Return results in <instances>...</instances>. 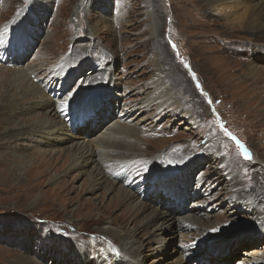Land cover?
<instances>
[{
  "label": "rangeland",
  "instance_id": "rangeland-1",
  "mask_svg": "<svg viewBox=\"0 0 264 264\" xmlns=\"http://www.w3.org/2000/svg\"><path fill=\"white\" fill-rule=\"evenodd\" d=\"M217 5L207 0H0V264H113L110 247L126 257L128 251L113 236H104L106 224L137 230L141 264H264L259 213L264 210V60L247 63L238 55L245 49L246 59L249 43L264 42V28L238 18L251 9L253 18L259 14L264 20V0H238L236 13ZM257 72L259 81L252 79ZM35 91H41L37 99L24 100ZM70 91L75 93L71 100L84 93L86 101L78 108L100 101L76 118L75 107L61 111ZM148 98L152 108L139 112L138 106L129 117L120 116ZM54 104L57 115L50 110ZM217 115L260 154L254 171L220 131ZM121 118L126 128L118 127L106 140L109 159L135 161L138 168L140 159H163L158 178L172 186L147 187L133 173L130 189L112 180L95 184L94 163L70 171L63 158L55 164L38 161L60 153L53 137L34 132L33 124L63 125L55 135L67 137L63 147L69 149L86 136L102 135ZM169 167L173 173H167ZM237 191L254 210L231 204ZM196 202L201 214L186 218L193 228L180 227L182 219L175 215ZM140 203L174 221L165 230L144 226L136 209ZM213 228L220 231L210 232ZM243 228L249 232L220 243Z\"/></svg>",
  "mask_w": 264,
  "mask_h": 264
},
{
  "label": "bare ground",
  "instance_id": "bare-ground-1",
  "mask_svg": "<svg viewBox=\"0 0 264 264\" xmlns=\"http://www.w3.org/2000/svg\"><path fill=\"white\" fill-rule=\"evenodd\" d=\"M237 1L238 0H207L208 3L214 4L216 6V8L219 7V5H217V3L220 2V5L223 6L221 8V10H223L226 13H228V12L229 13H236L234 10L232 11V9L235 8L234 7V4ZM253 12H254V10H251V9L250 10L249 9L244 10L242 13H239L238 14V18L241 19V22H243L244 19H246L245 20V23H250L251 24V27L254 28V29H260V28L263 29L264 28V20H262V18L259 17V14H256L257 15V18H255V17L253 18V15H254ZM247 51H248V55H247L248 57L246 59L244 58L245 52H246L245 49H244L243 52H240L238 54V55L241 56L239 59H241V60H243V61H245L247 63H249V61L251 59H253V58H255V60H260V59H263L264 60V54L262 56V52L264 51V42L258 43V42L252 41L251 43H249V49L247 48ZM232 56H235V55L232 54ZM260 69L261 68L259 67V70ZM256 70H257V68H256ZM251 77H253V76H251ZM252 79H255V81H257L258 79H260L258 72L256 73V75ZM256 83H258V82H256ZM262 83H264V82H262ZM104 84H105V82H104ZM203 85H204L203 89L204 90H207L206 87H205V83L204 82H203ZM260 87H262V86L260 85ZM87 90L88 89H85L84 92L88 94L89 91H87ZM40 92H38V91L37 92L36 91L35 92H32L30 94V96L24 97V100L37 99L38 96L41 95ZM188 93H190V92H188ZM82 95H84V93L80 94L76 99H72L69 102V104H68V109L70 110V112L75 107L74 112L77 113L76 118L79 117V116H83V115L89 114V112L93 111L96 108L97 103L100 101V99L91 100L89 102L87 101L89 104L86 103V106L85 107H81L80 106L78 108V104L79 103L80 104H83L86 101L85 98H82ZM91 97H93V96H91ZM252 100H254V99H252ZM249 101H251V99ZM152 102H153L152 98L143 99L137 105H133L132 107H127L124 110H121L120 116H124L125 114H127L126 118L129 117L136 110V108L138 106H140V108L138 107L139 108V112H143L144 110H148V109L152 108V106H153L152 105ZM161 107H163V106H160V108ZM158 108H159V106H158ZM50 110H51V112L56 111L55 112V115L59 114V109H57V107L55 106V104H54V106H50ZM123 120H125V119H122L121 118V119H119L117 121L112 122L107 127V130L103 132L102 135H98L97 137L94 136L93 138H91L89 136H86L85 138L87 140L84 138L85 140L83 142H79L78 141V143H76L75 145H73L69 149H66L67 147L66 148L63 147V145H65L66 142L68 141V138L67 137H59L58 135H55V131L57 130V132H58V130L60 129V127H63V125H57V124H55V125H49V124H47L48 121H44L43 123H40V124H37V125L33 124V127L31 128V130H33L34 132L43 134L45 136L46 135H51L53 137V139H54L53 140L54 141V146H55L54 149H56L55 150L56 152H59L60 153V155H58L54 159H49V158H46V157H42V155H41V157H40V159H38V161H41V163H54L55 164V163L58 162V160L60 161V159L63 158L64 159V165H63L64 168L65 167H68V169L70 171L71 170H74L75 171L77 169H81L86 164L94 163V165H95L94 167L95 168H94V171H93V174H92V178H91L93 183H95V184H97V182L98 183H104V182H107V181L112 180V182H115L116 181L117 183H120L122 186H124L126 188H128L126 185H129V180L132 179V178H134L130 174L133 173L135 175V174H138L141 171V173H143L144 176H143V178L141 176H139V177H141V182H143V183L145 182L147 184L146 185L147 187H152V186L160 185V186H162L163 189L166 190L169 187V185H167V183L171 185V182L172 181H169L168 180L167 183H165V184L160 183V180L158 178L159 177L158 176V174H159L158 173L159 172L158 170L163 165V159L160 160L159 162H153V163L150 160L151 158L140 159L139 162H141V164L139 165V168H138V166H136L135 161H129V162H126L124 164H120L117 161H111V159H109V154L108 153L110 151H109V147L107 145V141L106 140L109 141L110 136L113 135L116 131H118V127H122V129H125L126 128V126H124L122 124V122H124ZM62 124H63V122H62ZM17 131L18 132H21L22 131V133L26 132V131H24V129H20V128ZM92 144H94L95 146L99 147L101 150L100 151L94 150V148L91 147ZM246 147H247V149L249 150V152H250V154L252 156V159L251 160H247L246 161V163L251 168L250 171L252 172V171H254L253 170V165H254L255 161H257V159H260L261 157H260V154L258 152H256V150H254V149H252L250 147V145L248 144V142L246 144ZM64 150H68V151H64ZM124 153L126 154L124 157L126 159H129L128 158L129 155L127 154L128 152L127 151H124ZM41 154H45V152H43ZM3 162H4V160H3ZM175 162H177V161H175ZM136 163H138V162H136ZM146 168L148 169L147 172H145V169ZM169 169H170V167L166 169L167 170V173H173V171L172 170H169ZM8 173H7V175H8ZM122 181H124V182H122ZM134 187H135V185H134ZM128 189H130V188H128ZM124 190L126 192L128 191L127 189H124ZM169 190L170 191H167V192L170 195H172V192H173L174 189L169 188ZM134 193L138 196V193L137 192H134ZM234 194H236V196H235V198L233 200L235 203H231V204H234L235 206H239V205L247 206L249 209L252 208L251 210H254V207H252V205H251L250 202L245 201V200L243 201L240 198L239 191H237ZM233 195H232V197H233ZM125 198H126V200L128 202H131V200H132V196H131L130 193L125 194ZM237 199H239L240 201L239 202L235 201ZM167 203L169 205H171L170 200L167 201ZM129 204H131V203H129ZM177 204H179V206H182L180 202H177ZM197 204H201V203H199V202L193 203L192 209H189V208L187 209V208H185L183 206L184 208L182 209V213H184V214H182V216H180V217H177V215H175L177 219L178 218L182 219V223L180 224V227H184V228H187V229L193 228L194 224H189L188 221H186V218L192 219V218L188 217L187 214H196L197 216L199 214H201V212L199 210L200 208L197 206ZM136 209L141 212L140 215L143 216V218H144V223H143L144 226H153L156 229L165 230V229H167L169 227V224L174 221L172 219H166L164 217V213L163 212L157 211V210L147 209V207L146 206H142L141 203L138 206H136ZM167 210H168V208H167ZM259 213H260V216H261L260 219H262V222L264 224V219H263V217H264V210L263 209L259 210ZM114 219H115V217H114ZM111 220H112V222L115 221L113 219H111ZM193 220L194 219H192V221ZM259 228L260 229H263L261 224H260ZM101 231L104 232V236L105 235L113 236L116 239L115 241H118V243L120 244L121 249L124 250V251L125 250L128 251V256L127 257L124 256V255H122V254L121 255L113 254L112 255L113 264H141V258L139 256V253H140L141 248L143 247V243L140 242V241H138L137 238H136V231L137 230L136 231H130V230L128 231V230H125V229H120V228H118L116 226H111L109 224H106L101 229ZM101 234H103V233H101ZM99 237L102 240H104V238L102 236H99ZM111 249L112 248L110 247V250ZM83 250L86 251L85 248H83ZM238 261L239 260H237L236 262H238ZM254 262H256V264H259V261L258 260L254 261ZM95 264H97V262ZM237 264H244V262H241L240 261ZM246 264H251V263H246Z\"/></svg>",
  "mask_w": 264,
  "mask_h": 264
},
{
  "label": "snow or ice",
  "instance_id": "snow-or-ice-1",
  "mask_svg": "<svg viewBox=\"0 0 264 264\" xmlns=\"http://www.w3.org/2000/svg\"><path fill=\"white\" fill-rule=\"evenodd\" d=\"M172 48L174 50H176V55L179 56L180 53L178 51V48H177V45L173 42L171 44ZM182 63H185V67H189V65L186 63V62H183ZM192 77L195 79L196 78V73L195 72H192L191 73ZM197 88H201L199 82L197 81ZM201 91L202 88H201ZM75 93L74 92H71L70 91V95H69V99L68 100H65L62 102V107H61V111L63 112L65 110V108L68 106L72 96H74ZM204 95H207V93H204ZM213 101L211 99L208 100V103L211 104ZM213 112H215V109H213ZM217 122H219V128H220V131L225 135L227 136L228 138H230L232 141H234L237 145V147L240 149L241 153L244 155V158L245 159H248V160H251L252 159V156L249 152V150L247 149V147L245 146V144L243 142H241L231 131H229V129L225 126V123L220 120L219 116L217 115ZM148 169L146 168L145 169V172H147ZM139 176H141L143 178L144 174L143 173H138ZM210 232H218L220 231L219 228H213V229H210L209 230ZM112 252L116 255H119V250L115 247L112 248Z\"/></svg>",
  "mask_w": 264,
  "mask_h": 264
},
{
  "label": "water",
  "instance_id": "water-1",
  "mask_svg": "<svg viewBox=\"0 0 264 264\" xmlns=\"http://www.w3.org/2000/svg\"><path fill=\"white\" fill-rule=\"evenodd\" d=\"M241 229V228H240ZM240 229H235L236 231V233L234 234V235H232V236H229L227 239H225V240H223L222 242H220V243H227V242H229L230 240H232L233 238H235V237H237V236H241V235H243V234H247L248 232H249V230L248 229H246V228H243L242 230H240ZM216 248H218V247H215V249Z\"/></svg>",
  "mask_w": 264,
  "mask_h": 264
}]
</instances>
